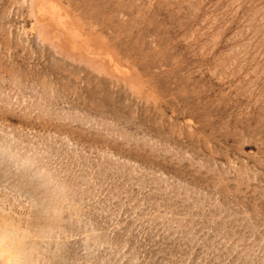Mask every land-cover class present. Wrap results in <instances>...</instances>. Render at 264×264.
I'll list each match as a JSON object with an SVG mask.
<instances>
[{"label": "rangeland", "instance_id": "obj_1", "mask_svg": "<svg viewBox=\"0 0 264 264\" xmlns=\"http://www.w3.org/2000/svg\"><path fill=\"white\" fill-rule=\"evenodd\" d=\"M1 234L16 264H264V0H0Z\"/></svg>", "mask_w": 264, "mask_h": 264}, {"label": "bare ground", "instance_id": "obj_2", "mask_svg": "<svg viewBox=\"0 0 264 264\" xmlns=\"http://www.w3.org/2000/svg\"><path fill=\"white\" fill-rule=\"evenodd\" d=\"M49 25V24H48ZM46 26V25H45ZM44 30V29H43ZM48 32V31H47ZM61 32V31H60ZM64 32V31H63ZM70 32V31H68ZM68 34V33H67ZM64 36V35H63ZM68 38V37H67ZM8 238V237H7ZM4 235H0V259L3 264H16V253L11 249L7 243V239ZM6 239V240H5ZM11 240V238H10Z\"/></svg>", "mask_w": 264, "mask_h": 264}]
</instances>
